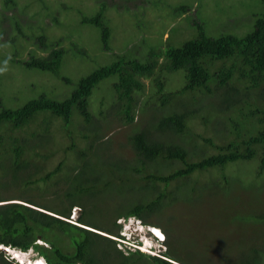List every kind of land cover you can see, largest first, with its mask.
<instances>
[{"label": "trees", "instance_id": "16d2710c", "mask_svg": "<svg viewBox=\"0 0 264 264\" xmlns=\"http://www.w3.org/2000/svg\"><path fill=\"white\" fill-rule=\"evenodd\" d=\"M260 1L264 4V0ZM38 3V6L25 4L20 12L3 3L0 5V40H3L1 25L4 20L14 29L6 39V48L0 41V50H9L7 48L14 41L23 44L20 30L35 19L49 28L57 25L59 15L53 14V7L45 1ZM68 3L58 2L61 8L71 6L66 5ZM147 3L149 5L143 8L153 7ZM171 7L172 24L182 25L180 20L184 19L187 9L191 10L190 6ZM249 16L242 32L225 31L217 36L207 33L203 19L193 17L195 35L173 47L168 44L169 33L173 30L167 27L172 24L169 25L162 13L156 14L155 20L162 18L167 25L158 34L155 31L156 35L144 36L151 39L149 48L144 47L140 53L134 50L136 58L122 56L80 76L71 93L64 98L41 92L17 106V90H10L11 95L0 89V198L6 196L2 195L3 182L10 172L29 175L23 179L26 185L31 182L28 179L31 175L47 170L46 159L69 153L73 156L71 163L62 167L64 161H59L47 175L62 173L65 168L73 172L76 166L79 171H75V176L89 166L90 172L95 170V173L92 172L90 182H78L77 187L64 195L69 197L91 191L90 212L97 201L119 197L118 204L122 208L113 214L115 218L135 216L143 224L161 230L164 250L159 255L139 249L122 251L124 249L117 248V242L109 236H117L116 230L88 224L82 217L77 220L79 225L69 221V210L74 203H69L68 209L55 211L27 200L19 199L27 204L9 201L15 198L7 197L0 199V245L23 251L32 249L47 264H216L219 258L215 252L217 237L199 245L195 238L182 234L181 229L184 222L197 221L192 208L196 211L198 201L205 192L211 191V183L216 178V185L222 186L223 181L228 193L237 187L234 184L245 188V182L238 178L236 181L228 173L229 163L253 161L256 178L264 176V10ZM102 18L100 12L95 16L86 14L81 22L84 27L98 29L97 39L102 50L111 53V49H116L110 46V30ZM55 36L40 35L39 44L32 43L38 48L31 50L20 63L27 69L51 73L69 82L66 76L58 75L65 50L58 46L59 39ZM117 37L114 34V39ZM4 59L18 62L12 54ZM177 70L184 73L183 83L168 91L166 73L172 75ZM111 75L116 77L111 83V103L108 104L104 97L98 100L92 97L91 111L90 95ZM6 97L13 98L9 105L4 101ZM147 108L163 110H158L149 124H133L136 114ZM110 118L124 127L120 137H117L119 134L104 137L103 128ZM127 124L130 127L126 131ZM114 138L118 139L116 146L133 151L131 160L112 151ZM167 184H174L172 190ZM109 189L120 196L114 192V196L112 192L109 193L111 197L106 195ZM253 189L258 191L257 186L245 190L248 194L253 193ZM131 190L139 194L135 196ZM213 190L206 196L207 204L215 202L218 192L216 187ZM179 195L183 200L179 213L184 217L176 212L178 209L175 211L179 207L176 206ZM246 201L244 196L241 200L232 199L229 194L226 212H220L223 216L219 218L224 217L220 240L226 264H264V202L259 205L261 209L251 208V212H247ZM231 218L244 220L245 226L251 229L246 239L228 240L224 235ZM112 224L119 226L115 220ZM227 244L233 249H225ZM0 264L17 263L0 248ZM221 264H225L224 261Z\"/></svg>", "mask_w": 264, "mask_h": 264}, {"label": "rangeland", "instance_id": "374dc122", "mask_svg": "<svg viewBox=\"0 0 264 264\" xmlns=\"http://www.w3.org/2000/svg\"><path fill=\"white\" fill-rule=\"evenodd\" d=\"M38 1H45L46 5L53 7V14L59 15L57 25L49 28L40 19H35L32 24L26 25L20 30V34L22 37H24L22 40L23 44H20L21 41H14L7 48L9 50H0V89L1 91H6L9 94H11L10 90H17V94L19 95V103L17 106L21 105L30 98L36 97L41 92L45 93L46 95L61 99L63 96H68L71 93L80 76H85L99 66L110 64L122 56L128 59L136 58L134 50L137 53H140L142 50H144V47H150V33H155L156 31L158 34L159 31H161L167 25L164 19L169 22V25L174 22L171 15L172 5L178 6L181 4H188L190 6L189 9H191H187L184 19L180 20L182 25L172 24L167 26L168 30L169 28H172L173 30L172 33L168 32L170 34V40L168 44L173 47L181 45L185 40L195 35L196 30L192 25L193 17H198L200 20L203 19L207 33L212 36H217L219 33L225 31L231 33L242 32L245 30L244 26L247 25L246 22L250 20H248L250 17L249 15L259 13L264 10V4H262L260 0H0V5L3 3L5 6L16 8L20 12L24 9L25 4L38 6ZM62 1L70 2L66 5L71 4V6L61 8L58 2L60 3ZM146 1L150 2V5H153V7H148V9L143 8V5H149ZM104 3L108 4L105 6ZM111 3L113 5H111ZM198 3L200 5H197ZM155 6H157V8H155ZM194 9H197V11L193 12ZM89 10L90 12H88ZM99 12L102 14V19L104 23L108 25L110 30V46L116 49L113 51L110 48L112 51L111 53L104 52L102 50L101 44L97 39L99 34L98 29L96 27H94V29L84 27L81 22L82 17L86 14L95 16ZM160 13L164 15V19L161 18L156 21V14ZM45 20L47 21V18H45ZM1 27H3L2 29L4 31L1 34L3 40L0 41H2L3 47L6 48V39L11 33H13L14 29H12L13 27L11 24L7 25V20L2 22ZM42 34L47 35L50 38H53V34L56 35L55 37L58 36V46L61 48L63 47L65 50L58 75L59 77L66 76L70 80L69 82H65L62 78L60 79L58 76H55L51 73L42 74V72L38 70L27 69L20 63L23 61L22 58L26 56L28 57V54L31 53V50L38 48L37 46H34V44L32 45V43L34 41V43L36 42L39 44V36ZM114 34L118 35L116 39H114ZM165 36L166 32H164L163 38ZM30 40L32 41L30 42ZM159 40L160 38L158 36L156 38L157 43H159ZM19 46L20 48L17 49ZM113 52L117 55H115ZM7 54H12L18 62L11 63L5 61L4 57ZM115 78V76L111 75L110 77L102 80L98 87L90 95L89 109L91 111L92 97H95L97 100L104 97L108 104L111 103V99H113L111 83L115 80ZM165 78L167 79V84L165 83V87L168 91H170L183 83L184 73L181 70H177L172 72V75L166 73ZM143 96L145 95H141L140 97ZM12 99L6 97L4 98V101L9 105L10 102H12ZM204 102L205 101H203V103ZM95 105L97 106V103H95ZM158 110L163 109L147 108L143 112L137 113L136 120L133 122V124H149L151 117L158 114ZM106 125L107 126L103 128L104 137H107L111 134L117 135L125 131L124 127L119 121H116L115 118H110L107 120ZM214 126L216 127L215 122ZM129 127V124L125 125L126 131L129 130ZM52 128H55V126ZM99 132L101 133V130H99ZM117 137H120V134L117 135ZM71 141L72 140H70V142ZM117 142L118 139H112L113 145L111 146H114L112 151H115L118 153V155L121 153L125 158L131 160L133 158V151L128 147L123 149L122 147L116 146ZM37 158L39 157H36V159ZM72 158L73 156L69 153L66 156L61 153L46 159L45 163L49 165V167L46 168L47 170L31 175L28 178L31 182H28L26 185H23V179L27 178L29 175L25 173L13 174L10 172L3 182L4 189L2 195L6 196L1 197L0 199L7 197L15 198L14 200H27L55 211L63 210L69 203H74L71 205L69 210V220L78 224V218L82 217L88 224L97 225L101 228L114 229L118 232V235L109 236L112 239L115 238L116 242L117 240L121 239L123 235L126 234L128 236L129 234L127 230L131 231L132 227L135 225V221H137V225L140 226L136 228V232L134 234L131 232L132 236H129L134 237L136 240H143L141 249L144 251L149 249L148 245L145 244V241L147 240V242L150 243L149 245H152L153 252L159 255V252L164 250V247L162 246V243L155 241L150 235L149 231L146 229L147 224H143L135 216H122L115 218V215L113 214L122 208V206L118 204L119 197L114 196L115 191L109 189L106 195L112 192L111 195L114 197H106L104 200L97 201L92 208V212H90V201H92L90 200L91 191L80 195L76 193L75 195L69 197L64 195L69 189H74L77 187L78 182H90V176L93 177L95 173V170H91L94 172L92 175V172H90L91 168L89 166L88 170H84L80 175L75 176V171H79V166H76L73 169V172H68L65 168L62 170V173L55 172L50 176L47 175L48 171L52 169L59 161H64L62 163L63 167L67 164H70ZM33 160L34 159H30V161ZM226 169L229 174L233 175L232 177L236 181L238 178L242 182H245V188L239 184H234L237 187L235 189L231 188L228 193V191L225 190V183H223V181L222 186L216 185V178L214 183H211V191L205 192L203 197L198 201V205H196V211H194L192 208L191 212H194L197 221L190 220L188 223L184 222V225L181 229L182 234L188 237L190 236L191 238H195V243L199 245L206 244L207 241L211 242L213 241L212 239L217 237L218 243L216 244L217 247L215 252L219 258L215 260L216 264H221L223 261L225 264L227 263V261H225L226 259L222 258V239L220 240V229L221 227H225L222 225L224 217L219 218V216H223L220 212H226L225 206L226 203L229 204V194L232 199L238 198L241 200L244 196L245 199L248 200L245 203L248 206L245 208L247 212H251V208L253 210L254 208L261 209L259 205L260 203L264 202V176L260 179L256 178L253 161H239L238 163H229L226 166ZM43 176L47 178L45 181L40 179V177ZM254 186H257L258 191L253 189V193L249 192L247 194L245 189H251ZM172 187H174V184H167L168 189L172 190ZM215 187L218 192V195L215 196L214 199L215 202L214 204H207L206 196H208V194L211 195L210 192H213ZM131 193L135 196L139 194L136 190H131ZM115 194L120 196L118 193ZM100 197L101 196H95L92 198L96 199ZM182 201L181 195H179L178 203L176 205L179 207L175 208V211L178 209L176 212L181 217H184L182 213H179V209L183 203ZM1 203L4 202L1 201ZM47 212L52 215H57L50 211ZM167 217L168 215H165V219H167ZM113 220H115V222L119 225L118 227L113 226ZM229 220H231L230 224H228L229 228L225 231V234L223 233L228 238V240H240L241 238L246 239L245 235L250 234L251 229L245 226V221L235 218H231ZM153 221L155 220L153 219ZM86 227L89 228L88 226ZM93 231L107 235L105 232L96 229ZM240 231L242 233H240ZM37 241L41 242L40 240ZM234 243L235 240L229 244L231 245ZM116 246L117 248L124 249L122 251H126L128 248L127 246L118 244H116ZM130 247L134 248L133 246ZM224 248L229 249L232 247L227 244L224 246ZM9 252L11 254L7 255L8 252L5 251V255L9 259L10 256L13 255L16 257V259L22 261L34 260L35 258L40 257L31 249L24 252L20 251L19 249L10 248ZM234 259H237L236 254H234Z\"/></svg>", "mask_w": 264, "mask_h": 264}, {"label": "clouds", "instance_id": "9594fccd", "mask_svg": "<svg viewBox=\"0 0 264 264\" xmlns=\"http://www.w3.org/2000/svg\"><path fill=\"white\" fill-rule=\"evenodd\" d=\"M17 200V199H16ZM16 200H9V201H15L16 202ZM19 203H23L24 204V202H21L19 199L17 200ZM4 203H5V201H3ZM25 204H27L26 202H25ZM32 207H34V206H32ZM37 209H39V208H37ZM43 211V210H42ZM45 211V210H44ZM47 212V211H46ZM48 213V212H47ZM70 221V220H69ZM140 221V220H139ZM71 222H73V221H71ZM141 222V221H140ZM73 223H75V224H77L76 222H73ZM138 224V222L137 221H135V225H134V227H132V230L131 231H129V230H127V232H128V234L130 235V236H132V233L134 234L135 232H136V228L138 227V226H140V225H137ZM79 225V224H78ZM80 225H82V224H80ZM83 227H85V228H87L86 226H83ZM155 226H149V225H147L146 226V229L149 231V233H150V235L154 238V240L155 241H157V242H159V243H162L163 242V240H164V235H163V233L161 232V230L160 229H158L157 227L156 228H154ZM89 229V228H88ZM91 230H94L93 228H90ZM128 229H129V227H128ZM132 232V233H131ZM159 232V233H158ZM123 235V234H122ZM127 236L126 234L125 235H123V237L121 238V239H119V240H117V244L118 245H124V246H127L128 248H130V249H139V250H142L141 249V246L143 245V240H141V239H139V240H136L134 237H130V236ZM125 236H127V237H125ZM114 240H115V238H114ZM130 246H133L134 248H131ZM0 248H2V250L5 252V251H7L8 253H7V255H10L11 253L9 252V248H13V247H9V246H4V245H1V247ZM148 248L149 249H147V251H144V250H142V251H144V252H148V253H151V254H155L154 252H153V247H152V245H149L148 246ZM15 249H18V248H15ZM20 250V249H19ZM29 250V249H28ZM27 250V251H28ZM32 250V249H31ZM20 251H23V250H20ZM33 251V250H32ZM25 252V251H24ZM39 259H41L42 261H43V264H47L46 263V261L40 256L39 257ZM10 260H12L13 262H15V263H17V264H28V262H26V261H22V260H19V259H16V257L13 255V256H10ZM34 262L33 263H35L36 261H37V259L35 258L34 260H33Z\"/></svg>", "mask_w": 264, "mask_h": 264}, {"label": "bare ground", "instance_id": "6f19581e", "mask_svg": "<svg viewBox=\"0 0 264 264\" xmlns=\"http://www.w3.org/2000/svg\"><path fill=\"white\" fill-rule=\"evenodd\" d=\"M154 228H156V227H154ZM145 244L149 246L150 243L147 242V240H146ZM9 250H10V248H9ZM36 259H37V261L35 263H33L34 262L33 260H26V262H28V264H43V261L41 259H39V258H36Z\"/></svg>", "mask_w": 264, "mask_h": 264}]
</instances>
